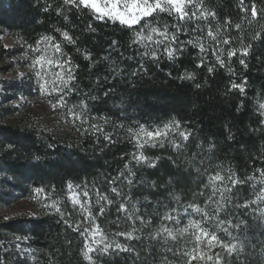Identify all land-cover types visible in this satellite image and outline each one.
Wrapping results in <instances>:
<instances>
[{
  "label": "trees",
  "instance_id": "obj_1",
  "mask_svg": "<svg viewBox=\"0 0 264 264\" xmlns=\"http://www.w3.org/2000/svg\"><path fill=\"white\" fill-rule=\"evenodd\" d=\"M253 5L258 10L256 19L251 17ZM201 10L215 13L214 18L192 22L199 23L203 35L183 25L186 30L177 34L183 50L169 59L163 47L152 44L150 49L157 52L153 59L144 55L142 45L133 43L139 25L128 28L118 21L98 19L89 9L65 5L63 0H0V32L10 34L24 57L48 54L70 61L74 79L71 90L62 93L63 109L85 113L83 122L73 119L68 129L53 134L13 123L7 119L12 109L0 108V202L17 198L34 210L32 215L14 219L0 215V264H187L189 256L184 253L196 254L195 229L184 233L179 229L189 220L202 221V227L226 243L242 244L243 250L231 258L218 246L212 249L213 255L221 253L222 264H264V200L256 198L264 187L260 183L264 179V110L259 107L264 104V0H244L243 6L241 0H203ZM148 23L161 29L167 25L171 34L178 21L175 15L157 14ZM236 24L241 25L239 30ZM217 26L221 35L215 43L230 40L228 45L219 44L224 67L217 63L206 36L208 27L215 30ZM258 32L261 38L252 39ZM45 36L60 44V53L41 42ZM198 36L209 47L206 53L186 43ZM242 43L251 45L246 56L240 55ZM229 49L237 50L231 60ZM201 60L203 66L198 67ZM177 121L180 130L188 133L187 140L178 132L169 133L163 146L157 142L155 147L139 148L129 132L140 125L156 130ZM134 154H143L147 160L136 161ZM217 172L225 177L216 182L217 188H232L224 193L219 213L215 209L220 192L208 202L212 194L208 177ZM233 173L244 181L234 188L227 180ZM69 184L77 192L89 191L92 215L104 233L102 243H93L100 236H92L91 221L84 220L87 213L82 215L79 205L70 202ZM2 186L12 191L10 198L5 194L1 199ZM114 187L120 195L112 192ZM98 193L113 203H96ZM53 203L63 215L51 207ZM121 203L129 209L135 205L132 220L118 211ZM192 203L205 208L213 219L203 221L201 214L188 207ZM165 214L176 220H163ZM136 216H143L145 223ZM220 220L225 223L218 227ZM77 223L79 231L74 230ZM162 224L173 230L174 240L165 242L166 233L157 235ZM84 227L90 231L84 233ZM118 232H132V239ZM15 239L26 243L28 252L22 257V252L11 249ZM112 241L129 251L97 250L89 253L91 260L83 256L85 244L102 248ZM205 244L201 249L208 251ZM191 264L204 262L197 259Z\"/></svg>",
  "mask_w": 264,
  "mask_h": 264
},
{
  "label": "snow or ice",
  "instance_id": "obj_2",
  "mask_svg": "<svg viewBox=\"0 0 264 264\" xmlns=\"http://www.w3.org/2000/svg\"><path fill=\"white\" fill-rule=\"evenodd\" d=\"M65 5H71L76 8L83 7L85 9H89L93 15L98 19L107 18L110 20L118 21L121 25L126 26L128 28H132L134 26L139 25L140 28L137 30L136 38L133 40V43H139L142 45L146 51L144 52V55H151L153 59L157 58V52L154 49H150V45L155 44L157 48L163 47L164 52L167 54L169 59L174 58V54L177 51H182L183 49L180 48L179 45V39H178V33L185 31V27L183 25H188L189 27H192L193 30L200 31L203 35V29L200 27L199 23L193 24L192 22H199L200 20H207L209 16L215 17L214 12H210L207 10H201L203 7V0H200V3H197L196 0H63ZM244 0H241V5L243 6ZM195 7V11H192L191 9ZM242 11H247L244 7L241 8ZM157 14H167L168 16L175 15L177 18L178 23L172 25V28L174 31L169 32V27L165 25L163 29H161L159 26H153L148 23V19L152 18L154 19ZM258 15V10L256 9L255 5L251 8V17L252 19H256ZM226 23H230V21H226ZM251 23V20L249 21ZM207 27V26H205ZM236 29L239 30L241 28L240 24L235 25ZM146 30V31H145ZM220 26H217L215 30L208 27L206 36L207 38L212 42L210 47H213L212 54L216 57L217 63L224 67L225 62L221 58L222 56V49H220L219 44H230L229 39H222L219 41V43H215L218 38L220 37ZM63 37L65 40L72 41V38L67 34L64 33ZM154 37H160V39H154ZM261 34L258 32L256 33L252 39H260ZM54 40L51 36H45L42 38L41 42L49 43L50 46L54 49V53H60L61 47L60 44L52 43ZM187 44H191L194 48H197L200 53H206L209 50V47H206L204 43L201 42V37L198 36L194 39L188 40L186 42ZM251 48V45H243L241 44L240 55L246 56L248 54L249 49ZM35 51L39 52L40 48L37 47ZM237 54L236 49H229L227 52V57L229 60L232 59L233 56ZM36 65H41L43 67L45 64L49 66V71H51L52 80L47 81L45 80L44 83L40 84V90L42 94H52L57 93L59 94V99L56 101L55 104L52 105V107L55 109L56 107H65L66 101L64 100V96L62 93L65 89L71 90L69 88L70 82L74 79V77L71 74V67H70V61L63 60V59H55V58H48L45 55L39 56L35 60ZM240 64L244 65L246 67V63L244 59L240 60ZM68 66L67 68L65 66ZM198 67L203 66V60H201V63L197 65ZM52 69H56L55 71H52ZM208 71L211 73L213 71L212 67L208 68ZM38 76H40V73H37ZM41 80H44V76H40ZM51 84L52 87L48 88L46 85ZM199 87V85H197ZM239 87L240 91L243 92L244 88L240 85L232 84V88ZM82 109L86 107V105H83L82 102ZM260 109L264 110V104L259 105ZM68 114L70 117H72L74 120H81L84 121L85 113L82 110L81 112L77 113L72 108L68 109ZM261 115H264V111L261 112ZM94 129H98L96 125H92ZM129 132L131 134V138L135 140L137 147L143 148L145 144H149L151 147H155L156 143H160L161 146H163V140L167 139L169 136V133H177L184 138V140L188 139V133L185 131L180 130V124L179 122H173L172 124H167L163 128H157L156 130H148L144 125H140L138 129H129ZM105 139H111V137L106 136ZM175 147H179V144H174ZM133 158L136 161H145L147 160V157L143 154L141 155H135ZM155 166V165H151ZM264 175V173H262ZM252 177H248V180H251ZM225 180V177L222 176L219 172H217L214 176L208 177V186L212 189V194L209 197L208 202H211L212 196H215L217 191L220 192L221 200L216 201L217 207L215 209L216 213H219L223 208L222 201L226 199L224 193L225 192H231L232 188H228L227 186H224L222 188H217V181H223ZM227 180L231 182L232 187L234 188L237 184H243L244 181L235 178V174H231L227 177ZM114 183V181H112ZM129 183L132 181L129 180ZM261 184H264V179L260 181ZM254 187V185H253ZM69 190V200L72 203L73 206L79 205V207L82 209V215H84V220L91 221V233L92 236L95 237L96 235L100 236V241H96L93 239V243L100 244L104 240V233L103 230L100 228L99 224L96 223L95 217L92 215L90 205L92 203V197L86 189L82 192H77L73 189V185H68ZM43 189H36L37 193L43 192ZM112 192L116 193V195H120V193L117 191V189L114 187L112 188ZM81 195L84 197V200L81 201ZM47 198V197H46ZM257 200H264V187H261L258 194H257ZM100 201H105L107 204H112L113 200L109 199L108 196L99 194L98 198L96 200V203H99ZM230 202V201H229ZM236 207H241V205L237 204ZM245 207L247 205H244ZM51 207H54L57 213H61L60 207H58L55 203L51 205ZM189 208H191L194 212L199 213L202 215L203 221L211 220L213 219V216L205 209L202 208L199 204H189ZM100 215H103L104 208H100ZM118 211L120 212H126L127 216L126 219L132 220L134 218V213L137 211L135 208V205L132 206L131 209L127 206L126 203H121L118 207ZM61 215H63L61 213ZM135 219H139L141 223H145V220L143 216H136ZM163 220H176V217L171 216L170 214H165L162 217ZM67 223V221H66ZM177 223L179 221L177 220ZM224 220H220L218 223V227L222 224H224ZM231 226V222H228ZM202 221H193L189 220L188 225L184 228L179 229L181 233L187 232L189 228L195 229V241H196V247L193 250L196 254L193 255L190 252H185L184 255L189 256V260L187 264H191L193 260L199 259L200 261H203L204 264H222L223 262V256L220 252H216L215 255L212 254V249L215 247H220L223 249L225 253H227L228 257H232L233 254H238L240 251L243 250L242 244L239 242L237 243H226L224 240L220 239L218 235L215 232H209V230L205 227L201 226ZM69 227H72L73 225L71 223L68 224ZM80 223H77L74 230L79 231L80 230ZM135 230V229H133ZM84 233H88L90 231L89 227H84L83 229ZM223 232L228 233V228H223ZM167 234L165 237V242L168 238L175 239V235L173 233V230L168 228L165 225H161L160 230L157 232V235ZM231 235L230 233H228ZM117 235L125 236L127 239H132V232H118ZM235 240L236 238L233 237ZM206 242L205 247L208 249V251H204L201 249V244ZM86 251L83 253V256L85 259L91 260V256L89 253L94 251H101L103 253H107L109 249L113 250H120V251H129V248L126 246L117 243L116 241H112V243H104V246L102 248H93L88 244H85Z\"/></svg>",
  "mask_w": 264,
  "mask_h": 264
},
{
  "label": "rangeland",
  "instance_id": "obj_3",
  "mask_svg": "<svg viewBox=\"0 0 264 264\" xmlns=\"http://www.w3.org/2000/svg\"><path fill=\"white\" fill-rule=\"evenodd\" d=\"M19 45L12 39L7 31L0 32V108L12 109V114L7 119L13 123L34 125L46 132L59 134L71 126L72 117L64 107H52L58 100L57 93L42 94L40 84L45 80L51 81L52 75L49 66L36 65L35 57L26 58L19 52ZM52 58L48 54H42ZM56 69H52L55 71ZM44 76V80L40 76ZM51 88L49 83L46 85ZM1 199L12 191L1 187ZM10 198V197H9ZM6 199V198H5ZM34 214L33 208L24 200L10 199L0 202V215L5 219H14ZM11 249L21 253V257L27 251L24 240L11 241Z\"/></svg>",
  "mask_w": 264,
  "mask_h": 264
}]
</instances>
